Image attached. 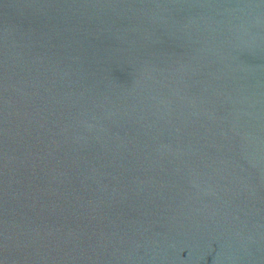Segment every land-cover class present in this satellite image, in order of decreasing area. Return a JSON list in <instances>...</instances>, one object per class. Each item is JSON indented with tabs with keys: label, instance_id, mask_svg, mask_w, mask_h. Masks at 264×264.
<instances>
[{
	"label": "water",
	"instance_id": "1",
	"mask_svg": "<svg viewBox=\"0 0 264 264\" xmlns=\"http://www.w3.org/2000/svg\"><path fill=\"white\" fill-rule=\"evenodd\" d=\"M0 264H264V0H0Z\"/></svg>",
	"mask_w": 264,
	"mask_h": 264
}]
</instances>
